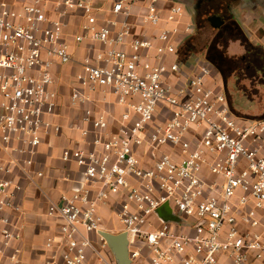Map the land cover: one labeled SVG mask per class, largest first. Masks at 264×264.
Wrapping results in <instances>:
<instances>
[{
	"label": "built area",
	"instance_id": "obj_1",
	"mask_svg": "<svg viewBox=\"0 0 264 264\" xmlns=\"http://www.w3.org/2000/svg\"><path fill=\"white\" fill-rule=\"evenodd\" d=\"M95 1L56 2L60 16L83 12L73 40L96 51L78 57L69 24L51 18L49 0H22L20 8L0 0V140L10 155L0 162V211L19 209L12 187L21 186L9 176L14 167L32 177L43 136L61 131L53 121L55 66L74 63L71 105L111 91L124 110L113 131L109 114L86 108L82 120L92 126L80 129L86 146L63 150V160L82 169L83 183L50 205L49 214L64 224L60 239L46 242L59 249L45 264L106 263L101 234L110 203L127 235L130 264H264V116L233 111L227 94L209 84L207 64L180 89L171 84L179 63L165 58L177 53L179 35L194 31L182 3L112 0L104 8ZM135 23L144 28L138 34ZM165 203L192 225L162 221L156 210ZM1 221L9 246L20 233L8 213Z\"/></svg>",
	"mask_w": 264,
	"mask_h": 264
},
{
	"label": "crops",
	"instance_id": "obj_2",
	"mask_svg": "<svg viewBox=\"0 0 264 264\" xmlns=\"http://www.w3.org/2000/svg\"><path fill=\"white\" fill-rule=\"evenodd\" d=\"M12 7L20 8L22 0H4ZM58 0H49V14L51 18H61L69 24L70 36L68 41L71 51L76 56L86 54L94 55L96 45L85 41L76 43L73 34L80 31V24L83 22V12L81 10L60 16L56 9ZM112 0H96L99 7L107 8ZM187 4L188 11L184 21H191L194 24V31L190 35L181 34L177 53L166 56L168 64L179 63V71L176 76H171L170 82L175 88L183 87L185 80L195 73V68L199 64H207L211 67V74L208 82L217 90L224 89V76L217 73L216 65L208 56L210 48L224 47L228 56H246L258 53L264 61V0H217L220 11L227 14V18L222 14H217L225 20L219 27H213L211 21L199 23L198 16L193 8L195 0H174ZM182 23L181 28L184 29ZM165 25L166 23H162ZM141 23H135L134 34L143 30ZM148 34H152L156 29H146ZM218 45V46H217ZM98 46V45H97ZM216 50V49H215ZM250 50V54L248 53ZM249 62V60H248ZM79 67L77 64L56 65L55 78L56 89L59 92V105L53 121L61 125L60 132L44 135L43 141L34 156V163L31 165V175L26 174L18 166L10 174V178L21 186V189L12 187L14 199L19 207L18 210L0 211V264H14L11 260L13 255L19 259L17 264H45L46 261L58 254V246L47 247L49 238L60 239V229L64 220L58 215L49 214L50 205L58 202L63 193H68L78 189L83 183L82 169L73 161H65L62 152L65 148L85 147L86 143L81 139L80 129H91L90 123L82 120L84 110L91 108L94 113L106 112L110 117L111 130H117L120 114L124 107L117 103L116 96L111 91H98L91 94V99L84 104L73 106L70 103L72 88L76 85V73ZM248 82V81H247ZM230 89L240 88L242 82L228 78ZM250 87L245 91L252 94V99L258 98L255 106H251L239 115L247 119H256L264 116V81L248 82ZM241 93V92H240ZM238 114V113H237ZM92 137V133L89 138ZM10 155L5 150L0 140V162L7 161ZM21 158H24L21 155ZM26 158V157H25ZM42 172V176H37ZM2 175V174H1ZM4 176V175H2ZM105 220L103 229L112 234L122 233V224L113 210V206L104 209ZM8 213L11 218L12 227L20 233L18 239L11 241L9 246L3 244L2 229L5 226L1 217ZM104 253L107 262L91 258L95 264H119L113 249L108 245Z\"/></svg>",
	"mask_w": 264,
	"mask_h": 264
},
{
	"label": "flooded vegetation",
	"instance_id": "obj_3",
	"mask_svg": "<svg viewBox=\"0 0 264 264\" xmlns=\"http://www.w3.org/2000/svg\"><path fill=\"white\" fill-rule=\"evenodd\" d=\"M217 0H195L193 8L196 12V15L198 16L199 23H206L209 21V18L212 15L222 14L223 17L227 18V14L220 11V6L216 4ZM182 3L188 11L187 4L178 1ZM219 14V15H220ZM249 60V62H248ZM237 67H233V69H229V72L227 75L224 76V89L227 94L228 100L230 102L231 108L233 111H235L236 105L235 103V95L238 92H241L242 95H246V89L244 87L240 88L236 85L235 88L230 89L228 78L232 77L233 75H236L238 78L237 81H240L242 78V75H245L248 77V79H251L253 82H262L264 81V61L262 57L258 54H250L249 58H246V56L241 57V63L235 62ZM242 63H244L242 65Z\"/></svg>",
	"mask_w": 264,
	"mask_h": 264
},
{
	"label": "water",
	"instance_id": "obj_4",
	"mask_svg": "<svg viewBox=\"0 0 264 264\" xmlns=\"http://www.w3.org/2000/svg\"><path fill=\"white\" fill-rule=\"evenodd\" d=\"M209 20L211 21L213 27L219 28L224 23L225 20L222 19L219 15H212ZM240 92L234 94L235 95V105L238 108L249 109V106H241L243 96L239 94ZM156 214L158 217L164 222H173L179 225H192L191 222L183 219L179 215H177L173 210L170 208L168 203H165L160 208L156 210ZM103 236L105 237L108 245L113 249L119 264H130V259L128 257V239L125 232L119 234H112L109 232H102Z\"/></svg>",
	"mask_w": 264,
	"mask_h": 264
},
{
	"label": "rangeland",
	"instance_id": "obj_5",
	"mask_svg": "<svg viewBox=\"0 0 264 264\" xmlns=\"http://www.w3.org/2000/svg\"><path fill=\"white\" fill-rule=\"evenodd\" d=\"M218 46V45H217ZM211 50L209 51L208 56L213 60V62L216 65V71L217 73L219 72L220 74H222L223 76L227 75L229 72V69H233V67H237L236 63H241V56H228V54L224 53L227 52V49L222 47H218L215 48V46L213 48H210ZM216 49V50H215ZM250 54V50L248 52ZM255 54V52H254ZM244 63H242L243 65ZM218 73V74H219ZM233 79L238 80V78L236 77V75L232 76ZM251 79H248L247 76L242 75V78L240 79V82H242V86L246 89H248L250 87V83ZM253 82V81H252ZM258 82V81H257ZM230 86V85H229ZM222 91L225 92V89H223ZM226 93V92H225ZM240 95H242L241 93H239ZM244 98L242 100L241 106H251L257 103L258 98L252 99V94L249 95V93H246V95H242ZM236 110L235 112L240 114L241 112H245L248 109H244V108H238V106H236ZM101 234V233H100ZM103 236V234H101ZM104 237V236H103ZM105 238V237H104Z\"/></svg>",
	"mask_w": 264,
	"mask_h": 264
}]
</instances>
